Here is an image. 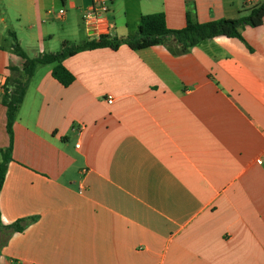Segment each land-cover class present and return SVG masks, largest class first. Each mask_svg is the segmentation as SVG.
<instances>
[{
  "label": "crops",
  "instance_id": "crops-1",
  "mask_svg": "<svg viewBox=\"0 0 264 264\" xmlns=\"http://www.w3.org/2000/svg\"><path fill=\"white\" fill-rule=\"evenodd\" d=\"M262 1L111 0L105 36L135 35L147 14L179 30ZM91 2L0 0V76L22 68L12 35L29 58L90 40ZM240 33L78 52L61 61L67 87L37 65L0 189L2 224L27 221L0 232V264H264V19Z\"/></svg>",
  "mask_w": 264,
  "mask_h": 264
},
{
  "label": "trees",
  "instance_id": "trees-1",
  "mask_svg": "<svg viewBox=\"0 0 264 264\" xmlns=\"http://www.w3.org/2000/svg\"><path fill=\"white\" fill-rule=\"evenodd\" d=\"M262 19H264V1L251 7L247 14H243L236 19H216L206 23L188 21L179 30L168 28L163 14H147L140 17L137 33L133 36L111 38L109 36L99 35L97 39L87 40L81 45L63 42L58 52L46 53L36 58L27 57L26 53L12 35L13 51L18 57L23 59V64L21 70L14 67L9 68L10 77L6 78V92L2 96L1 103L6 109L5 131L9 144L7 148L0 150V189L7 164L11 160V149L13 145L12 125H14L19 106L23 101L27 82L32 77L37 65L54 64L51 71L53 78L60 85L67 87L74 80V77L61 64V61L65 57L72 56L78 52L96 48L116 50L121 44H126L131 50H141L157 45L170 46L173 44L178 47L179 52H183L188 48L197 46L203 41L217 36L242 40L243 37L240 33V28L242 26L258 27L262 24ZM25 221L27 219H21L4 226L0 220V232L4 230L7 232V235L11 232H20L26 225Z\"/></svg>",
  "mask_w": 264,
  "mask_h": 264
},
{
  "label": "built area",
  "instance_id": "built-area-1",
  "mask_svg": "<svg viewBox=\"0 0 264 264\" xmlns=\"http://www.w3.org/2000/svg\"><path fill=\"white\" fill-rule=\"evenodd\" d=\"M256 0H248V3L251 5ZM111 0H92L91 5L88 10L83 14V20L86 25H89V21L93 20L92 24L94 25L95 35L97 38L99 35L105 36L108 31V25L106 22V15L109 11V5ZM63 11L59 10L58 15H62ZM6 92V79L4 76H0V93L4 94ZM106 101L108 104L113 102L112 96H107Z\"/></svg>",
  "mask_w": 264,
  "mask_h": 264
},
{
  "label": "water",
  "instance_id": "water-1",
  "mask_svg": "<svg viewBox=\"0 0 264 264\" xmlns=\"http://www.w3.org/2000/svg\"><path fill=\"white\" fill-rule=\"evenodd\" d=\"M93 20H90L88 23L89 25H87V28H88V35H90V40H95L97 39V37L93 34H95V30L93 29L94 28V25L92 24Z\"/></svg>",
  "mask_w": 264,
  "mask_h": 264
},
{
  "label": "rangeland",
  "instance_id": "rangeland-1",
  "mask_svg": "<svg viewBox=\"0 0 264 264\" xmlns=\"http://www.w3.org/2000/svg\"><path fill=\"white\" fill-rule=\"evenodd\" d=\"M63 11V10H62ZM85 25H86V23H85Z\"/></svg>",
  "mask_w": 264,
  "mask_h": 264
}]
</instances>
